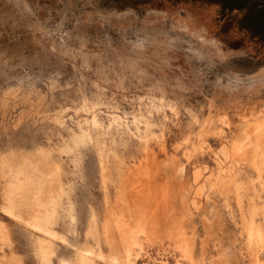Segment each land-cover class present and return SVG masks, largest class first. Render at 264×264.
<instances>
[{
    "label": "rangeland",
    "instance_id": "obj_1",
    "mask_svg": "<svg viewBox=\"0 0 264 264\" xmlns=\"http://www.w3.org/2000/svg\"><path fill=\"white\" fill-rule=\"evenodd\" d=\"M254 1L0 0V221L12 248L0 242V256L40 264L36 232L1 209L2 165L39 157L58 167L75 208L71 224L65 196L52 264L84 245L112 252L102 224L137 211L131 186L146 165L149 182L170 189L196 264H255L245 230L264 234V158L258 169L231 157L264 121V0ZM147 242L134 264H177L172 246Z\"/></svg>",
    "mask_w": 264,
    "mask_h": 264
},
{
    "label": "bare ground",
    "instance_id": "obj_2",
    "mask_svg": "<svg viewBox=\"0 0 264 264\" xmlns=\"http://www.w3.org/2000/svg\"><path fill=\"white\" fill-rule=\"evenodd\" d=\"M118 119V117H114L113 121L118 122ZM92 122L96 126L99 124L95 116ZM246 132L245 137L241 141H235L232 144L231 157L235 161H239L242 157L252 164L253 167L258 168L261 159L264 158L262 157L264 156V146L262 145L264 144V121L259 120L251 124L249 131L246 130ZM89 136V132L77 134L73 138V144L76 145L78 141L82 142ZM145 145L147 150L150 151L147 140ZM34 158L29 159L28 162L25 159H20L14 162L8 161L2 165L7 181L1 209L6 216L25 224L36 232L37 252L38 249L42 248L45 253L49 254L47 262L43 255L37 254L40 264H52L55 256V241L59 239L65 240V237L61 236L55 228L59 217V208H63L65 196L67 199L66 209L64 208L65 217L71 224L76 221L75 208L73 201L69 197V190H67L68 188H66L65 183L61 179L58 167L42 158ZM147 167L149 166L146 165L144 169H141L139 166L138 178L131 186V195H133L135 203L138 202L136 203L138 205L137 211L129 214L123 212L111 214L109 213L110 205L107 207L109 215L105 217L102 224V234L108 246L112 248V252L106 254L100 247L96 250L89 245H84L76 250L74 259H61L59 264H98L96 259L109 264H119L120 259L123 257H125V261L134 264L136 260L140 259L138 257L144 254V245L148 243L147 241L162 248L166 244L172 246L177 251L176 254L178 253L177 264H196L193 237L186 232L181 219L172 217L175 207L172 204L170 189L164 184L156 185L155 181L150 183ZM200 178L201 174L197 172L195 180L199 181ZM230 182H236L233 176L228 181H224L222 178L210 179V187L212 189H223ZM240 186L238 184L237 188ZM239 193L236 194L238 195ZM126 196L128 197L129 195ZM123 198H125V194L120 196V200ZM8 213H11V215ZM111 215L112 219L110 218ZM94 222L93 220L91 230L96 233V223ZM246 224L245 231L247 232L248 241L253 246V249H251L253 262L261 264L259 250H264V234L253 222ZM9 241L8 229L0 221V242L7 244L10 249L11 241ZM119 244L121 245V250L118 247ZM15 253L12 252L10 257L5 253L2 254L0 256V264H23Z\"/></svg>",
    "mask_w": 264,
    "mask_h": 264
},
{
    "label": "snow or ice",
    "instance_id": "obj_3",
    "mask_svg": "<svg viewBox=\"0 0 264 264\" xmlns=\"http://www.w3.org/2000/svg\"><path fill=\"white\" fill-rule=\"evenodd\" d=\"M80 144H81V142L80 141H78L77 143H76V147H79L80 146ZM9 215H11V213H8ZM250 239H251V237H250ZM37 254L38 255H43L44 256V259H45V261L47 262L48 261V259H49V254L48 253H45L44 251H43V249L41 248V249H38V252H37Z\"/></svg>",
    "mask_w": 264,
    "mask_h": 264
},
{
    "label": "flooded vegetation",
    "instance_id": "obj_4",
    "mask_svg": "<svg viewBox=\"0 0 264 264\" xmlns=\"http://www.w3.org/2000/svg\"><path fill=\"white\" fill-rule=\"evenodd\" d=\"M235 1L243 2V3H244L243 6L245 5L247 8H250V7H249V4H250V3L247 2V0H243V1H242V0H235ZM246 4H247V5H246ZM246 7H245V8H246ZM247 8H246V9H247ZM246 9H245V10H246ZM236 10H237V9H236Z\"/></svg>",
    "mask_w": 264,
    "mask_h": 264
},
{
    "label": "water",
    "instance_id": "obj_5",
    "mask_svg": "<svg viewBox=\"0 0 264 264\" xmlns=\"http://www.w3.org/2000/svg\"><path fill=\"white\" fill-rule=\"evenodd\" d=\"M249 3H254V1H252V0H247ZM130 10H132V9H130Z\"/></svg>",
    "mask_w": 264,
    "mask_h": 264
},
{
    "label": "crops",
    "instance_id": "obj_6",
    "mask_svg": "<svg viewBox=\"0 0 264 264\" xmlns=\"http://www.w3.org/2000/svg\"><path fill=\"white\" fill-rule=\"evenodd\" d=\"M252 1H254V0H252ZM255 2V1H254Z\"/></svg>",
    "mask_w": 264,
    "mask_h": 264
}]
</instances>
